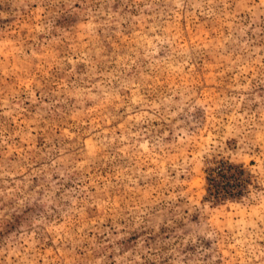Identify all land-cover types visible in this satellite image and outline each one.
Here are the masks:
<instances>
[{"label":"rangeland","instance_id":"obj_1","mask_svg":"<svg viewBox=\"0 0 264 264\" xmlns=\"http://www.w3.org/2000/svg\"><path fill=\"white\" fill-rule=\"evenodd\" d=\"M0 264H264V0H0Z\"/></svg>","mask_w":264,"mask_h":264}]
</instances>
